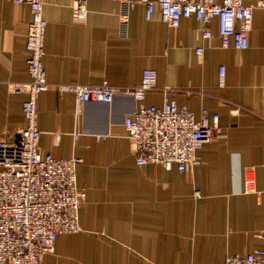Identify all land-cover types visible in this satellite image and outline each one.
Masks as SVG:
<instances>
[{
	"label": "crops",
	"instance_id": "1",
	"mask_svg": "<svg viewBox=\"0 0 264 264\" xmlns=\"http://www.w3.org/2000/svg\"><path fill=\"white\" fill-rule=\"evenodd\" d=\"M132 1L121 34L118 0H86L80 21L72 18L71 0H44L42 60L49 87L37 101L39 147L55 158L82 159L76 181L86 198L79 208L81 230L58 235L42 264H215L263 248L264 6L257 3L264 0H245L253 8L244 50L221 46L215 19L204 39L195 19L171 28L157 10L148 20L145 5ZM30 19L27 5L0 0V139L7 141L24 124V95L8 83L28 80ZM198 46L202 55L195 53ZM145 68L156 70L157 88L145 93L143 104L161 105L167 88L195 117L203 108L219 115V132L196 151L199 163L188 171L136 164L123 126L140 103L132 96L119 93L111 103L79 109L74 93L60 94L53 86L106 81L131 88ZM247 167L254 171V193L244 191Z\"/></svg>",
	"mask_w": 264,
	"mask_h": 264
},
{
	"label": "built area",
	"instance_id": "2",
	"mask_svg": "<svg viewBox=\"0 0 264 264\" xmlns=\"http://www.w3.org/2000/svg\"><path fill=\"white\" fill-rule=\"evenodd\" d=\"M29 7L31 19L25 34L28 80L8 83L14 93L23 94L21 104L24 124L17 128L16 139H0V264H42L43 257L54 250L58 235L76 234L79 208L85 201L83 189L78 188L76 169L82 162L77 156L55 158L39 147L37 101L39 94L49 87L43 66L44 35L47 21L42 15L44 0H10ZM119 32L126 28L127 10L132 0H118ZM145 5V18L154 11L161 21L175 28L185 18H193L201 25L202 38L211 37L208 24L215 19L222 47L244 50L248 47V33L252 26V5L245 0H139ZM86 0H71L72 18L86 17ZM257 6H264L258 2ZM202 55V47L195 48ZM218 86L225 82L224 66L218 67ZM58 93L72 92L77 107L89 102L111 103L116 94L132 96L140 103L123 119L126 136L131 140L132 152L138 165H173L180 172L199 163L196 151L209 142L220 130L219 115L201 109L199 116L185 106H179L171 89H164L161 105H145V93L157 88V72L145 68L138 85L120 89L103 81L98 85L55 84ZM241 108L236 107V110ZM264 149V115H259ZM55 134L53 144H58ZM77 139L78 134L73 135ZM244 191L255 192L254 171L245 169ZM196 196L199 194L196 192ZM215 264H264V247L245 255L230 254Z\"/></svg>",
	"mask_w": 264,
	"mask_h": 264
},
{
	"label": "rangeland",
	"instance_id": "3",
	"mask_svg": "<svg viewBox=\"0 0 264 264\" xmlns=\"http://www.w3.org/2000/svg\"><path fill=\"white\" fill-rule=\"evenodd\" d=\"M260 121H261V120H260ZM260 127H261V123H260ZM261 133H262V132H261ZM262 148H263V147H262ZM263 150H264V149H263ZM245 169L248 170V169H250V168L247 167V168H245ZM245 169H244V172H245ZM244 176H245V174L243 175V186H244ZM248 193H254V192H248ZM54 245H55V244H54ZM53 252H54V250H53ZM53 252H52V253H53ZM50 254H51V253H50ZM45 255H46V254H45ZM45 255H44V257H45ZM44 257H43V259H44Z\"/></svg>",
	"mask_w": 264,
	"mask_h": 264
}]
</instances>
